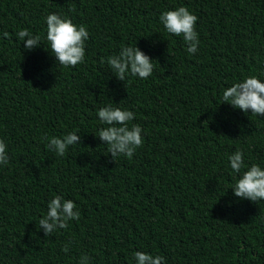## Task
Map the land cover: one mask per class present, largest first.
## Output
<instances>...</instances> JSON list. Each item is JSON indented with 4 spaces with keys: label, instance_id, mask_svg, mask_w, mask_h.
Returning <instances> with one entry per match:
<instances>
[{
    "label": "trees",
    "instance_id": "trees-1",
    "mask_svg": "<svg viewBox=\"0 0 264 264\" xmlns=\"http://www.w3.org/2000/svg\"><path fill=\"white\" fill-rule=\"evenodd\" d=\"M187 7L199 50L159 21ZM50 13L89 31L85 61L57 64L46 41ZM28 29L41 45L25 49ZM8 32L10 38H4ZM138 46L152 75L120 81L101 57ZM57 64V65H56ZM248 76L264 82V0H0V264H136L135 251L162 264H264V200L233 195L228 156L264 168V117L227 102L223 89ZM135 113L143 147L114 161L95 133L98 110ZM77 132L63 157L45 137ZM56 195L80 220L50 237L37 229ZM71 241L68 253L62 251Z\"/></svg>",
    "mask_w": 264,
    "mask_h": 264
},
{
    "label": "clouds",
    "instance_id": "clouds-1",
    "mask_svg": "<svg viewBox=\"0 0 264 264\" xmlns=\"http://www.w3.org/2000/svg\"><path fill=\"white\" fill-rule=\"evenodd\" d=\"M46 20V41L51 54L56 58L57 64L63 68L76 67L85 61L86 41L89 39V31L83 25L75 24L72 19L62 17L57 13H50ZM160 23L170 35L182 37L186 45V51L192 55L199 50V33L197 31L198 17L185 6L163 11L159 16ZM4 38H10L8 32H4ZM17 38L23 42L25 49L32 50L39 47L41 37L33 35L28 29L19 30ZM153 59L146 55L137 45L124 46L118 54L101 57L100 63L105 62L118 80L128 82L129 77L142 80L148 79L153 71ZM56 64V65H57ZM223 103L227 102L234 108L244 113L264 117V82L257 76H248L242 82H236L232 86L223 89ZM101 127L96 136L107 146L106 155L112 159L124 156L131 159L134 153L143 147L142 127L139 124H131L135 113L128 109L108 105L98 110ZM46 147L58 157L67 153L69 146L80 143L81 137L77 132H69L64 136L45 137ZM7 144L0 138V165L9 163ZM230 168L239 178L231 189L233 195L239 199H247L252 202L264 200V168L258 164L246 166L243 152L237 150L228 156ZM81 213L75 202L64 199L60 195L52 198L47 205L46 214L37 221V229H43L45 236L50 237L60 229H67L73 220L79 221ZM71 241L64 244L62 251L68 253ZM136 264H162L165 257L153 256L145 251H135ZM79 264H90L87 255H81Z\"/></svg>",
    "mask_w": 264,
    "mask_h": 264
}]
</instances>
